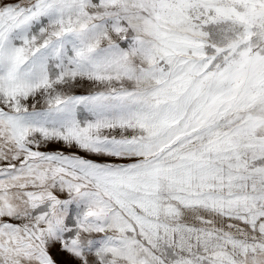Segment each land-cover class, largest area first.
<instances>
[{
	"label": "snow or ice",
	"instance_id": "1",
	"mask_svg": "<svg viewBox=\"0 0 264 264\" xmlns=\"http://www.w3.org/2000/svg\"><path fill=\"white\" fill-rule=\"evenodd\" d=\"M0 264H264V0H0Z\"/></svg>",
	"mask_w": 264,
	"mask_h": 264
},
{
	"label": "rangeland",
	"instance_id": "2",
	"mask_svg": "<svg viewBox=\"0 0 264 264\" xmlns=\"http://www.w3.org/2000/svg\"><path fill=\"white\" fill-rule=\"evenodd\" d=\"M57 146H53V149H55ZM67 151V150H66Z\"/></svg>",
	"mask_w": 264,
	"mask_h": 264
}]
</instances>
